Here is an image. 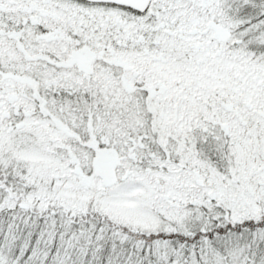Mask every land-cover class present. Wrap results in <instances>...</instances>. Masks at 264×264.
Masks as SVG:
<instances>
[{
    "label": "snow or ice",
    "instance_id": "obj_1",
    "mask_svg": "<svg viewBox=\"0 0 264 264\" xmlns=\"http://www.w3.org/2000/svg\"><path fill=\"white\" fill-rule=\"evenodd\" d=\"M0 264H264V0H0Z\"/></svg>",
    "mask_w": 264,
    "mask_h": 264
}]
</instances>
